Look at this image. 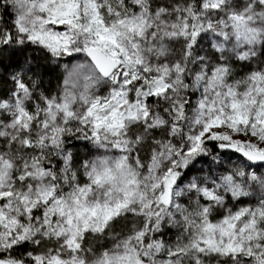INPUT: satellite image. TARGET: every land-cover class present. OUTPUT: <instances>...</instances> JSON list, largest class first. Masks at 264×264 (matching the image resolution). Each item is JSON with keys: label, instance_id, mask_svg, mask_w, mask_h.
<instances>
[{"label": "snow or ice", "instance_id": "snow-or-ice-1", "mask_svg": "<svg viewBox=\"0 0 264 264\" xmlns=\"http://www.w3.org/2000/svg\"><path fill=\"white\" fill-rule=\"evenodd\" d=\"M0 264H264V0H0Z\"/></svg>", "mask_w": 264, "mask_h": 264}]
</instances>
